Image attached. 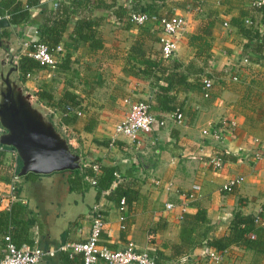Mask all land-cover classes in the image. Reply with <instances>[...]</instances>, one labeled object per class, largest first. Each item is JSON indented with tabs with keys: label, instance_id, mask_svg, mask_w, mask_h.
<instances>
[{
	"label": "crops",
	"instance_id": "0c3cea01",
	"mask_svg": "<svg viewBox=\"0 0 264 264\" xmlns=\"http://www.w3.org/2000/svg\"><path fill=\"white\" fill-rule=\"evenodd\" d=\"M58 1L67 4V0H39L28 10L26 21L19 26L7 23L0 29V34L7 35L0 38V94L6 92L3 81L7 77L26 108L50 124L68 151L78 157L75 170L81 179L72 184L73 175L67 173L71 171L17 178L16 153L0 145V212L8 208L12 177L17 179L16 197L23 201L12 205L25 208L4 235L17 246L55 250L85 240L91 211L96 208L104 216L102 244L111 250L131 244L156 257L154 250L165 256L177 243L182 215H192L198 207L206 212L209 238L227 234L234 211L246 218L261 214L264 219V161L252 165L241 157L255 148L254 139L264 143V46L260 59L248 55L246 40L234 27L242 23L263 36L264 9L252 7V0H89L83 8H74L67 20L60 40L63 55L56 69L40 68L22 78L17 58L36 39L41 10L53 8ZM146 9L159 17L180 16L185 21L174 56L167 61L160 57L157 26L128 21L131 13ZM85 15L100 20L95 28L100 49L82 42L72 44L68 38L75 21ZM146 61L159 62V69L171 77L175 72L184 76L183 84L173 81L169 91L174 96L170 106L180 110L182 119L156 125L132 143L122 136L113 137L114 125L125 118L132 104L154 99L156 86L152 84L166 86L165 73L149 71ZM203 79L211 82L206 97ZM65 105L80 115L63 114ZM220 119L235 123L231 138L221 144L201 136V130ZM218 152L230 158L221 170L213 171L207 159ZM88 161H96L97 174L101 167L117 166L110 190L121 183L133 193L122 211L108 191L97 194L91 180L83 178ZM238 176L243 181L230 193L221 190ZM167 203L173 205L171 210H165ZM121 217L127 224L124 236H120ZM203 251L194 249L177 261L215 264L202 260ZM221 253L217 264H264V255L251 251L230 248ZM64 255L56 252L39 264H80L77 257L67 261Z\"/></svg>",
	"mask_w": 264,
	"mask_h": 264
},
{
	"label": "trees",
	"instance_id": "16d2710c",
	"mask_svg": "<svg viewBox=\"0 0 264 264\" xmlns=\"http://www.w3.org/2000/svg\"><path fill=\"white\" fill-rule=\"evenodd\" d=\"M89 2V0H67V4H65L63 1H58L55 2L53 8H45L44 10L42 9L39 15L40 23L35 30L37 37L34 41L29 43L27 50L32 51L35 45L42 44L46 46L49 52H51L57 46H61L60 40L62 33L65 31L66 23L70 14L73 13L74 8H83L84 5ZM38 3L39 0H0V5L3 8V13L0 15V17L3 18L6 16V22L8 24L11 26H19L21 22L26 21L28 17V10L37 6ZM89 6L93 5L90 4ZM144 12L147 14H152L150 9H146ZM99 21V19L90 18L88 15L78 18L75 21L71 34L68 37L71 43L75 44L77 42H82L87 44V46L91 49H100L101 42L98 37L96 38L95 31ZM234 27L246 40L244 44L245 53H248V55L250 54V56H257L258 59H260V53L264 46V35L258 36L256 32H252L249 27H244L242 23L236 22L234 23ZM6 37V34H0V38ZM191 39L195 40L194 37ZM249 60L252 61L250 58ZM62 62H67V59H64ZM159 64L160 63L157 61H146L144 63V66L148 68L149 71L157 69L158 71L161 70L162 73H165L164 81L166 82V86L162 87L155 85V83L154 85L152 84L153 87L156 86V90L154 93V99L148 103V111L154 115L156 119H159L161 114L174 110V108L170 106L174 101V96L169 95L171 82L174 81L177 84H183L184 82V76L181 73H172L171 77V73L169 74L164 69H159ZM17 67L22 78L37 69H42V67L37 62L26 55L19 56L17 58ZM154 78V81L159 80V78ZM38 96H46L45 98L50 100V97L46 94H40ZM66 107H69V105H65L63 107V114H67L65 109ZM215 154L218 155L224 162L230 158L226 157L220 152ZM95 162L96 161H88L84 165L82 169L83 178H85L87 181H94L97 194H99L101 191H108V197L111 200H114L117 204L120 200H123L124 205L128 206L133 195L131 191L124 187L123 184L121 185V183H117L115 188L110 190L111 184L116 182L115 175H117L118 172L117 166L113 165L111 167H101L100 174H94L92 171V165H95ZM17 163L16 171H18L20 166L18 161ZM67 173L73 175V178L71 179L72 184H77L81 179L79 176V171L75 170ZM28 176H32V174H27L23 178ZM14 194L17 196L16 189L14 190ZM241 204L242 203H240V206ZM24 209V206L17 204L16 206L11 205L8 211L0 212V237L5 236L4 234H6L9 225L14 223L18 214L23 212ZM260 216L261 214L258 215V217ZM181 220L182 223L178 230V241L176 244L170 246L168 253L165 256H162L159 252H156V250L153 251L156 255L157 261L180 260L186 257L188 253L194 249L213 250L215 252L221 253L227 249L234 248L264 255V226L255 224L253 222L254 216L246 218L242 216L239 210L234 211L228 223L227 234L218 238L208 237L211 227L206 218V212L203 208L198 207L196 212L192 215L183 214ZM121 229L122 232L120 236H124L126 234L125 232L127 231V224L125 220H122ZM63 254H65L64 256L67 261L73 260L74 257H77L81 264V257L79 254H74L71 258L67 253Z\"/></svg>",
	"mask_w": 264,
	"mask_h": 264
},
{
	"label": "built area",
	"instance_id": "2783aa9c",
	"mask_svg": "<svg viewBox=\"0 0 264 264\" xmlns=\"http://www.w3.org/2000/svg\"><path fill=\"white\" fill-rule=\"evenodd\" d=\"M55 5V3H54ZM252 7L264 8V0H252ZM7 19L4 16V20ZM1 20V19H0ZM128 21L136 26H142L146 23H153L159 30V53L163 60H169L174 56L177 47L178 37L185 29V21L180 16L159 17L147 13H131L128 16ZM25 55L42 68L53 71L61 61L63 49L57 46L53 51L49 52L46 46L42 44L35 45L32 51H27ZM28 77V75H26ZM235 81V78L232 79ZM202 92L204 97L207 96L208 90L211 87L209 79H203ZM148 104L146 102H138L131 105L127 115L123 120L114 125L113 137L122 136L132 143H137L139 136L148 134L154 126L163 127L167 122L180 123L182 114L178 108L156 119L154 115L149 113ZM67 113H72L78 117L80 112L72 107L65 108ZM235 123L228 119H220L212 127L201 130V136L211 138L216 143H225L228 138L233 135ZM255 148L250 152L241 153L243 160L248 164H257L264 161V143L254 139ZM208 166L213 171H219L224 165V161L215 153L207 159ZM94 174L98 172V166L92 165ZM17 179L12 177L8 184L9 205L6 211L9 210L13 203L20 202V199L14 194L15 184ZM243 181V177L238 176L221 187V190L230 193L234 187L238 186ZM94 185V181H90ZM190 197V196H189ZM119 211L124 209V201L118 203ZM172 204L164 205L165 210H171ZM123 218L121 217L120 220ZM253 222L264 226V219L254 216ZM104 226V216L102 212L96 208L92 209L90 214V224L87 237L82 242L70 243L58 247L55 250H42L36 247H28L26 245H15L6 235L2 238L3 247L1 250L0 264H39L44 258L53 255L56 252L67 253L71 258L74 254H79L81 264H180L179 261H157V258L146 249H138L131 244H128L123 250H111L102 244L101 233ZM252 237V236H251ZM220 254L213 250H204L202 260L210 261L217 264L220 261Z\"/></svg>",
	"mask_w": 264,
	"mask_h": 264
},
{
	"label": "water",
	"instance_id": "95a60500",
	"mask_svg": "<svg viewBox=\"0 0 264 264\" xmlns=\"http://www.w3.org/2000/svg\"><path fill=\"white\" fill-rule=\"evenodd\" d=\"M6 27L7 22L0 20V29ZM3 83L6 92L0 94V145L16 153L20 162L17 178L78 169V157L68 151L53 127L26 108L19 95L12 92L7 77Z\"/></svg>",
	"mask_w": 264,
	"mask_h": 264
}]
</instances>
